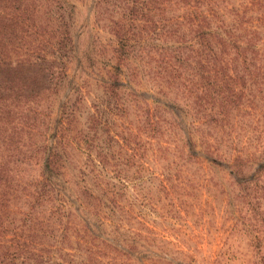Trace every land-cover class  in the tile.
Returning <instances> with one entry per match:
<instances>
[{"label": "rangeland", "instance_id": "obj_1", "mask_svg": "<svg viewBox=\"0 0 264 264\" xmlns=\"http://www.w3.org/2000/svg\"><path fill=\"white\" fill-rule=\"evenodd\" d=\"M29 1L41 25L74 16L73 44L48 52L63 76L34 134L66 164L33 210L4 201L0 245L30 241L43 264H264V0ZM189 17L228 32V52L248 61L162 82V59L197 47ZM35 62L20 77L35 80Z\"/></svg>", "mask_w": 264, "mask_h": 264}, {"label": "trees", "instance_id": "obj_2", "mask_svg": "<svg viewBox=\"0 0 264 264\" xmlns=\"http://www.w3.org/2000/svg\"><path fill=\"white\" fill-rule=\"evenodd\" d=\"M185 1L178 0L177 3L185 4ZM128 2L133 7L135 1ZM30 3L29 0H0V231L4 228L6 217L10 218V213H14L4 204V201L17 200L33 210L34 201L38 197L41 199L44 196L50 197L56 192L59 184L55 181L57 178L53 176L61 165L66 164L62 156L64 155L63 147H54V145L50 148L47 138L42 141L41 146H38L34 141V134L39 132L41 125L45 124L40 121L44 112L41 110L42 104L47 100L48 106V98L53 88L61 84L59 81L63 76L61 71H54L57 61H50L47 58L50 54L48 52L56 53L55 51H58L65 42L73 44V39L69 37V27L72 26L74 16L72 15L69 19L65 16V12H62L57 16L53 27L41 25L38 22L37 11L30 8ZM214 3L216 4V1ZM59 8L60 11H66L61 4ZM206 11L208 15V10ZM211 14L215 16L214 12ZM198 19L200 18L189 17V20L184 23L188 34L192 36L190 41H194L197 47L190 43L185 58L179 55L175 60H172V57L163 58V62L167 59L164 67L169 68H163L164 73L158 75L162 82H168L166 78L169 77H178V69L182 68L194 66L198 71L200 68L198 65L204 64L213 71L216 70L217 65L248 61V58H238V55L244 51H241L242 47H238L236 57L228 52L233 47L230 48L228 45V32L221 33L217 26L218 30L212 29L207 22L205 27L202 21L205 19L200 21ZM69 20L72 21L67 27L66 21L69 22ZM122 34L129 35L127 32ZM118 38V43L124 51L123 55L126 56L132 37ZM177 40L182 43L180 35H177ZM50 49L54 51H49ZM245 50L248 51V46ZM32 57L37 60L35 66L39 68L38 76L35 80H26L20 77L23 74L19 75V70L23 69L26 62L31 63ZM129 58L135 59V55L130 52ZM170 61L175 62L167 64ZM189 92L193 91L189 89ZM30 171L36 172V175L28 176ZM53 197L54 195L51 199ZM19 211L21 213L20 207ZM21 215L26 216V213L23 212ZM23 216L21 224L26 226L27 217ZM31 232L32 227H29L28 234ZM19 236L22 237V235ZM25 236L29 237V235ZM25 241L16 243L9 241L8 246L0 245V264H32L29 262L34 255H28V253L33 254L34 251H31L33 243ZM12 248L13 251H11ZM34 257L39 259L36 264L44 263L42 257L37 255ZM19 258H21L20 262L16 263Z\"/></svg>", "mask_w": 264, "mask_h": 264}]
</instances>
